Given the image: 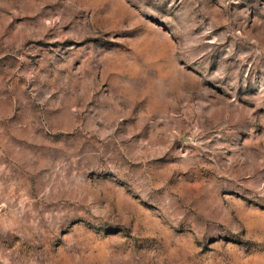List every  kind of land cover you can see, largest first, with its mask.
Listing matches in <instances>:
<instances>
[{
  "label": "rangeland",
  "instance_id": "rangeland-1",
  "mask_svg": "<svg viewBox=\"0 0 264 264\" xmlns=\"http://www.w3.org/2000/svg\"><path fill=\"white\" fill-rule=\"evenodd\" d=\"M0 264H264V0H0Z\"/></svg>",
  "mask_w": 264,
  "mask_h": 264
}]
</instances>
